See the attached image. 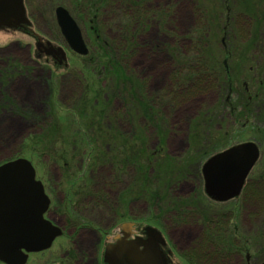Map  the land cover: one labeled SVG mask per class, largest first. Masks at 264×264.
Returning <instances> with one entry per match:
<instances>
[{
	"label": "rangeland",
	"instance_id": "1",
	"mask_svg": "<svg viewBox=\"0 0 264 264\" xmlns=\"http://www.w3.org/2000/svg\"><path fill=\"white\" fill-rule=\"evenodd\" d=\"M139 1L149 10L141 21L124 16L123 4L108 15L100 9L96 38L87 0H26L30 29L66 46L67 67L38 59L35 36L0 31V164L20 156L32 160L52 201L49 217L66 229L49 249L32 254L29 264H101L106 234L119 223L158 222L154 217L163 223L165 211L178 203L220 214L230 209L224 223L234 218L241 238L253 237L259 249L264 245V0ZM58 5L69 7L80 24L88 56L67 48L55 19ZM99 50L114 62L99 65L107 61ZM190 56L192 66L184 71L211 77L196 74L187 90L179 83L185 78L179 64ZM227 102L249 109L254 118L241 117L242 107L230 112L222 106ZM196 133L207 142L195 140ZM158 140H169L161 156L154 153ZM246 140L259 145L250 177H262L260 194L249 197L252 202L209 201L194 181L201 162ZM180 179L176 195L170 184ZM194 194L204 200L192 204ZM69 220L79 222L81 231L73 234ZM169 223L167 235L183 264L237 259L219 252L211 258L208 251L216 247L204 250L200 226ZM69 246L77 261L63 256Z\"/></svg>",
	"mask_w": 264,
	"mask_h": 264
},
{
	"label": "water",
	"instance_id": "2",
	"mask_svg": "<svg viewBox=\"0 0 264 264\" xmlns=\"http://www.w3.org/2000/svg\"><path fill=\"white\" fill-rule=\"evenodd\" d=\"M56 17L70 47L77 53L86 54L88 47L80 27L69 11L58 6ZM29 22L24 0H0V27L16 28ZM57 51L62 59L66 58L62 47ZM258 157L257 144L249 141L234 145L209 158L203 166L206 192L220 200L239 195ZM49 204L50 198L42 181L36 178L35 167L29 159L19 157L0 164L2 262L25 264L30 252L49 248L55 238L62 234L60 226L44 217ZM109 258L112 264L124 261L122 258L117 260L112 254Z\"/></svg>",
	"mask_w": 264,
	"mask_h": 264
},
{
	"label": "flooded vegetation",
	"instance_id": "3",
	"mask_svg": "<svg viewBox=\"0 0 264 264\" xmlns=\"http://www.w3.org/2000/svg\"><path fill=\"white\" fill-rule=\"evenodd\" d=\"M25 3H26V0H25ZM26 6H27V3H26ZM27 8H28V6H27ZM27 12H28V16L30 17V19L33 23V20L30 16L28 9H27ZM26 27H28V26H26ZM22 28L23 27H21V29ZM2 29L4 30V32L5 31H12V27H10V26H3ZM25 29L26 28H23V30H25ZM25 31H27V29ZM34 43H35V55L38 58H41L42 61L44 60L47 63L55 64V65H59V66H63V65L66 66L68 64V52H67L66 46L65 47L63 46V47L67 53V60H63V59H61V55H59L58 51H57V48L59 46H61L60 44H57L58 42H55L54 40H50L48 38L35 37ZM196 134H197V136L194 135V139L197 141L201 140L202 137L199 136V133H196ZM205 140L206 139H203V142H204L203 144H205L207 142V140L206 141ZM247 141H250V140H247ZM168 142H169V140H167V141H165V140L159 141L158 140L157 146L154 150L155 155L161 156V155H163V153L166 154L165 152L169 149V143ZM233 144H231V145H233ZM228 147H230V146H228ZM228 147L214 151V153L207 156L205 158V160L203 162H201L200 169H199L200 174H199V176L197 174V177L194 178L195 179L194 181L198 182V183L201 182L199 184L202 185V191L204 193L203 195L206 199H208L211 202L218 203V204L219 203H229L232 200H237L239 202L240 197L243 199L246 198L245 201H250L251 198H249V197L253 196V194L255 192L253 187H251L252 183L255 180L258 181L260 178H262V177L257 176V178L255 180H251L252 178L250 176L252 175L251 174L252 170L249 172L248 177H247L239 195L220 200V199H217V198L209 195L206 192L205 178H204V175L202 172L204 163L208 160V158L211 155H213L217 152L223 151L224 149H226ZM188 176L190 177V175H188ZM178 184H179V180H177L176 182L171 181V184H170V188L172 190L175 189V192H174L175 194L177 191ZM199 184H197V185L199 186ZM44 186H45V183H44ZM45 191L47 192L46 186H45ZM246 191H248V192L246 193ZM47 194H48V192H47ZM199 197H201V196L198 194H196V195L194 194L193 196H191L190 198H192L191 199L192 204H195V202H198L199 200L200 201L204 200V198H199ZM253 198L254 197H252V199ZM252 199H251V202L253 201ZM51 204H52V201H51V203H50V205H49V207H48V209L44 215L46 218L50 219L53 223L57 224L53 219H51L49 217V214L51 211ZM184 206L185 205H183V203H181V204L178 203V206L170 207L169 210L167 209L168 212L165 211V213L167 214L168 218L163 217V219H162L163 223H160V221H159L160 219H158V217H154V219L156 218V220H158V222L152 221L151 223H141L139 220L131 219V220H126V221H122L121 223H119L110 235L106 234L107 238H106V241H104L102 252H101V264H112L110 262L111 259L109 258V256H111V254H112V257H115L117 260H120L122 258V260H124V261H121V262L119 261L122 264H183L185 259L182 258L183 256L181 257L180 255H177V252H176L177 250L175 249L176 248L175 244L173 243L171 238H169V235H167L166 229L168 228V226L164 225V222H166V223L170 222L169 225L172 223H174L173 225H176L177 223L179 225L194 223L195 226H200L201 239L199 242H202V243L204 242L202 244V247L204 248V250H205V248L207 249L210 244L213 246V248L218 247L220 249H223L221 244L217 243L216 240L213 238V236H211L212 232L210 230H208L209 218L207 217L208 215L206 213L208 211L204 212L205 210L203 211L201 209L194 210L196 206H194V209H192L190 205L188 206V210H187L186 206L185 207ZM233 210L234 209H232L231 212H233ZM229 211H230V209L228 210V212ZM211 212H213V211H211ZM217 212L219 213V217L215 221V224L226 226L225 228H228L227 226L229 224L230 226H232V229H230V230L233 231L232 232L233 245L231 246V248L226 249L227 251L225 250L224 251L225 253H222V255L226 256L227 254H235L237 259H235V260L231 259V261L229 263L227 261V264H241V263L252 264V262H254L253 264H263V262H264V257H263L264 256V245L261 244L260 245L261 249H259L258 244L253 239L252 240L254 242L251 241V238H253V237H251V238L242 237L241 238V233H240L238 225H234V221H235L234 218L230 217L231 219H229L227 217L228 224H227V222L225 224L224 223L225 219H223L222 216L226 215L228 212H225V214H220L222 211L221 212L217 211ZM224 218H226V217H224ZM229 222H232V224H230ZM67 224L70 226H73V228H71V230H74L73 234L76 233L77 228L80 229L78 224L72 223L71 220L67 221ZM61 228L63 230L62 236L66 235V229H64V226H62ZM67 228L69 229L70 227H67ZM218 228L220 230V229H223L224 227L218 226ZM81 229H80V231H81ZM254 235H256L255 232H254ZM72 243H74V244L76 243L75 238L71 239L70 245H72ZM124 243L126 244V246H124ZM218 244H219V246H218ZM72 250H74L73 245H72ZM72 250L70 249V246L66 247L63 250V253H64L63 256L67 255L68 258L74 262V259H75L74 255L75 254H72ZM43 251H45V250H43ZM43 251L29 253L28 260H27L26 264L30 263V259H31L32 254L41 253ZM233 251L237 252V254L234 253ZM216 252H217V249H216ZM208 253H209V256L211 258L216 257L215 252H209L208 251ZM232 257H233V255H232ZM242 257H244V258H242ZM257 257H259V258H257ZM78 259L79 258H77L75 260L77 261ZM221 259L226 260L225 257L224 258L222 257ZM221 259H219V260L221 261ZM120 263H116V264H120Z\"/></svg>",
	"mask_w": 264,
	"mask_h": 264
},
{
	"label": "trees",
	"instance_id": "4",
	"mask_svg": "<svg viewBox=\"0 0 264 264\" xmlns=\"http://www.w3.org/2000/svg\"><path fill=\"white\" fill-rule=\"evenodd\" d=\"M131 1V2H130ZM117 3H119V5H121L122 6V4H123V6H127V7H123V12H124V16H126L128 19L129 18H132L133 16H135V18H134V20H136V21H141L142 20V18L143 17H146L147 16V13H148V11L149 10H146L144 7L142 8V4H140V1L138 0H87V3H86V6H87V10L89 11V13H91L92 14V17L93 18H90V21H91V26H90V29L93 31V33L95 34V37L96 38H100L101 37V35H100V33H99V28L97 27V18H98V11L100 10V9H102V8H105V10L104 11H106L105 13L108 15V14H110L111 13V7H113V6H116V4ZM130 5H132V7H130ZM68 9H69V7H68ZM69 11H70V9H69ZM71 12V11H70ZM132 13V14H131ZM73 15V14H72ZM108 24H109V22H108ZM109 26V25H108ZM26 29H27V31H25L24 30V32L25 33H27L28 35H32V36H35L36 37V34L35 33H33V31L29 28V27H25ZM195 33H193V35H194ZM223 34V33H222ZM225 35V34H224ZM106 44H108V42H105ZM105 43H103L104 45H106ZM97 47L98 48H100V49H102L101 47H99V45H97ZM100 51V55L104 58V59H106L107 61L106 62H101V61H99V65H101V64H103L102 66H104L105 67V63H108L109 64V61H110V59H109V57H111L110 56V54L107 52V51H104V50H99ZM90 53V49H89V52H88V54ZM88 54H87V56H88ZM96 55V54H95ZM100 55H98L99 57H100ZM225 55H227V53H225ZM90 57H92V54L90 55ZM95 58V56L93 55V58L92 59H94ZM102 58V59H103ZM191 58H192V56H190L188 59H183L182 60V65H180L179 64V67H180V69H181V71H180V73L182 74V75H184L185 76V78H181L182 76H181V74L179 75L178 74V72L177 71H179L180 69L178 68L177 70H176V72L174 73V75H175V77H176V79H178V81L180 80V79H182V82L181 81H179V83H184L185 84V87L184 88H186L187 90H190V86L194 83V78L193 77H195L196 76V74H197V76L198 75H201V74H203V75H207V77L208 78H210L211 77V74L209 75V74H207L206 72H203V71H199V70H194V71H184L185 69H187L188 68V66L189 65H191L190 64V60H191ZM197 58V57H196ZM225 58H227V57H225ZM198 59H200L199 58V56H198ZM226 60V59H225ZM181 60H179V62H180ZM111 62V61H110ZM114 61H112L111 63H113ZM192 66V65H191ZM178 67V66H177ZM198 68V67H197ZM263 70H264V67H263ZM188 75V76H187ZM263 75V74H262ZM205 76H203V78L205 77ZM227 77H228V75H226ZM262 79V78H261ZM260 79V77H258V80H257V83H258V81L259 80H261ZM206 81H208V82H210V79H207ZM261 81H263L262 83H261V85L262 84H264V79L263 80H261ZM245 85V84H244ZM230 94L232 95L234 92H237V91H235V89H233L232 87H230ZM228 90V91H229ZM234 95V94H233ZM227 105V106H226ZM222 106L223 107H229V108H231V110H230V112H232L233 113V111H236L237 109H241V107L242 106H239V105H237V104H233V103H224V104H222ZM243 108V107H242ZM243 111H244V108H243ZM246 111V112H245ZM242 114L243 115H241V117H243L244 119H246L247 120V118L248 119H250V118H254V116L252 115V112L249 110V109H246ZM248 121H250V120H248ZM202 122H204V125H207L209 122H208V120H203ZM246 122V121H245ZM195 131V130H194ZM204 139V138H203ZM202 139V140H203ZM200 141V140H199ZM144 175V174H143ZM184 176V175H183ZM181 178H183V177H181ZM183 179H188V178H183ZM183 179H180L179 180V182L180 181H183ZM259 181L260 180H255L253 183H252V186L251 187H253V189H254V195L256 194V195H258V194H260V189L262 188H260L259 187ZM81 182V181H80ZM264 190V189H263ZM80 191V190H79ZM78 191V194L80 193ZM75 194H77V193H75ZM85 199H86V197H84ZM218 215H217V214ZM208 215V216H207ZM207 217L209 218V223H208V230H210L211 232H212V234H211V236H213V238L216 240V242L217 243H219V244H221V246L223 247V249H220V248H216L217 249V252H216V250L215 251H213V252H215V254L216 253H220V254H222V253H225L224 251L226 250V249H228L229 248V246L230 245H233V242H232V238H233V235H232V230H230V229H228V228H225L226 226H223V225H218V224H215V221L217 220V218L219 217V213L217 212V211H213V212H209V213H207ZM71 222L72 223H75V224H78L79 222H76V221H73V220H71ZM218 226H222V227H224L223 229H220L219 230V228H218ZM241 241V240H240ZM241 243V242H240ZM219 244H218V246H219ZM242 244V243H241ZM220 246V247H221ZM227 251V250H226Z\"/></svg>",
	"mask_w": 264,
	"mask_h": 264
}]
</instances>
